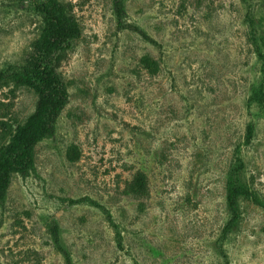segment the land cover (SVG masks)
Masks as SVG:
<instances>
[{
    "label": "rangeland",
    "instance_id": "rangeland-1",
    "mask_svg": "<svg viewBox=\"0 0 264 264\" xmlns=\"http://www.w3.org/2000/svg\"><path fill=\"white\" fill-rule=\"evenodd\" d=\"M37 1L0 0V70L42 52ZM62 1L68 100L33 169L11 175L0 264H264V0H124L119 27L113 0ZM34 103L0 84V147ZM236 155L263 205L241 197L224 236Z\"/></svg>",
    "mask_w": 264,
    "mask_h": 264
},
{
    "label": "trees",
    "instance_id": "trees-1",
    "mask_svg": "<svg viewBox=\"0 0 264 264\" xmlns=\"http://www.w3.org/2000/svg\"><path fill=\"white\" fill-rule=\"evenodd\" d=\"M245 1V0H242ZM117 26H124V0L112 2ZM42 15V52L7 70H0V84L24 85L32 89L35 103L32 112L22 123H17L10 139L0 147V203L3 202L11 175H27L34 167L33 150L38 141L53 129V124L68 100L64 83L58 77L57 69L65 58V50L76 34L72 7L62 0H40L36 2ZM249 26V39L254 51L260 54L256 43L254 21L250 8L245 15ZM141 32V31H140ZM141 34H144L141 32ZM145 35V34H144ZM154 63V62H153ZM155 64V63H154ZM250 100H260L250 97ZM255 133L253 121L245 127L244 143L250 144ZM237 166L229 173L226 183V206L230 218L223 228L224 236L237 227L240 219L239 199L245 197L256 204L263 205L261 198L251 185L243 182L241 173L244 162L236 155ZM50 232L58 242V225L55 221L49 226ZM69 263V255L64 252Z\"/></svg>",
    "mask_w": 264,
    "mask_h": 264
}]
</instances>
